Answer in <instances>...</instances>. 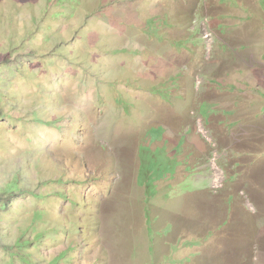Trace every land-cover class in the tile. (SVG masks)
<instances>
[{"label":"rangeland","instance_id":"obj_1","mask_svg":"<svg viewBox=\"0 0 264 264\" xmlns=\"http://www.w3.org/2000/svg\"><path fill=\"white\" fill-rule=\"evenodd\" d=\"M0 264H264V0H0Z\"/></svg>","mask_w":264,"mask_h":264}]
</instances>
